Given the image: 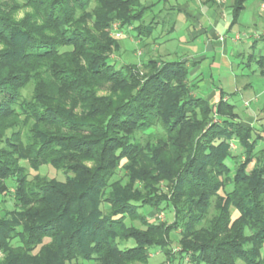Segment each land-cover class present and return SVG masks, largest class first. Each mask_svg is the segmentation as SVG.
<instances>
[{
	"label": "trees",
	"instance_id": "trees-1",
	"mask_svg": "<svg viewBox=\"0 0 264 264\" xmlns=\"http://www.w3.org/2000/svg\"><path fill=\"white\" fill-rule=\"evenodd\" d=\"M21 1L0 0V202L14 200L0 264H153L152 250L165 257L156 264H264V131L224 93L214 105L196 95L185 60H110L112 22L147 38L151 6ZM247 1L230 0L231 25ZM43 165L64 179L30 176Z\"/></svg>",
	"mask_w": 264,
	"mask_h": 264
},
{
	"label": "rangeland",
	"instance_id": "rangeland-1",
	"mask_svg": "<svg viewBox=\"0 0 264 264\" xmlns=\"http://www.w3.org/2000/svg\"><path fill=\"white\" fill-rule=\"evenodd\" d=\"M8 1V0H7ZM22 2L21 0H18ZM144 1V0H143ZM197 1V7L205 9L208 7H214L217 8L219 16L223 17V7L224 4H227L230 0H217L216 5L208 6L207 4H204V0H196ZM227 1V2H226ZM254 0H248L245 4V9L242 10L239 18V22L235 27V32H239L240 39L243 42H239L237 45V48L235 49L238 51V53L234 54L232 57H229V61L231 63V67L227 65H223L218 69V73L216 72L215 75H213V78L217 81H220L221 78L227 77L229 74H233L236 76V79L238 83H243L246 81L252 82L253 85V91L252 89L248 91H243V93H238L234 97H231L230 102H232L235 105L236 112L238 114H242L244 111L243 102L244 99H248V101L251 102V106L253 108V115L257 117L256 125L260 127V129H257L261 134L263 133L264 129V117L261 115V106L263 98H264V77H258L256 70L257 65L255 63V58H252V55L255 57L259 56V54L264 55V41H260L259 39L264 36V9L258 8V6L252 7V2ZM149 2V0H148ZM146 2V3H148ZM163 5H169L171 1H164L162 0ZM152 6V5H151ZM205 6V7H204ZM227 8V7H226ZM225 8V9H226ZM259 9V17L255 21L254 25L252 22L249 23V27H251L253 30H259L261 32L257 34V41L255 44L251 43L253 42V36L255 35V32L252 30L251 33L247 31H243L240 25H246L245 22H247L252 15L253 11L256 9ZM161 9L158 6L155 8H152L151 11H149L145 16V22L148 20L153 19L154 24L152 26V32L149 37H137L135 36V32L133 30H127L124 29L121 30L122 35L116 36L113 33L112 30V24L117 23V21L112 22L111 24V32L109 31L110 37H115L118 39L119 48L117 50H112L113 52L110 55V60L113 62H119V63H137L139 66L141 62H144L148 60V58H154L159 60H181V59H188L191 60L198 54H204L205 56L212 55L209 51L206 50L205 47V37L203 34H198L195 37H191V31L192 27L189 26V24L184 23L183 15H177L176 12L171 10H158ZM26 10H29V8H21L17 12V17L21 18L23 17ZM222 12V13H221ZM177 18V22L175 23L174 29L172 28V22L173 19L175 20ZM230 18V14H229ZM171 20V21H170ZM249 22V21H248ZM246 32V34H245ZM248 35V36H246ZM219 39V40H218ZM225 39L224 34H218L216 36V40L219 42H223ZM154 44L157 45V49L154 47ZM230 51V49H228ZM251 55V56H250ZM118 67V66H117ZM207 75H209V70L206 69ZM207 80H209L208 76L206 77ZM210 87V86H209ZM225 90L229 91L227 87H225ZM107 90H102L101 92L106 93ZM201 93V91H199ZM248 101H245V104L248 105ZM255 103V104H254ZM246 106V105H245ZM256 106V107H255ZM251 108V107H250ZM261 115V117H260ZM144 136V135H142ZM264 137V134H263ZM264 142V141H262ZM264 145V144H261ZM230 146L232 149V153L234 155H237L241 152V149L236 146L235 143L230 142ZM125 161L122 160L121 165ZM229 165L232 166V161H228ZM251 166V165H250ZM249 166V168H250ZM30 176L34 175L36 173L46 176L49 178H57L59 180L64 179V175L58 171H56L54 168L48 165H43L40 167V169L37 172H34L33 170L29 169ZM123 175H125V171L120 167L117 171L116 176L114 179H122ZM9 190L13 191V185L8 183ZM161 189L166 191V184L164 182L160 183L159 186ZM14 207V200L12 196H6L4 202H0V215L3 214L6 210H11ZM142 212L147 215L149 220H156V211L148 206L144 207L142 209ZM232 212V218H234L237 215V212L234 209H231ZM154 213V214H153ZM158 213L162 214V219L160 221L170 222L172 219V212L169 209L161 210ZM153 215V216H152ZM153 217V218H152ZM155 217V218H154ZM170 239L172 242V246L175 248V250H178L179 243H178V232H172L170 234ZM48 239H45V242H47ZM133 242L130 240L127 245H132ZM264 251V250H263ZM2 256V253L0 252V257ZM165 260V257L162 253H160L159 250H152L150 252V262L153 264L162 262ZM181 264H188L185 260V262H182Z\"/></svg>",
	"mask_w": 264,
	"mask_h": 264
},
{
	"label": "crops",
	"instance_id": "crops-1",
	"mask_svg": "<svg viewBox=\"0 0 264 264\" xmlns=\"http://www.w3.org/2000/svg\"><path fill=\"white\" fill-rule=\"evenodd\" d=\"M164 1H171V3L169 5L166 4L163 5L162 0H149V2L148 0H144L143 2L145 6L150 7L152 5L151 10L152 8L158 6L159 8L161 7V9L158 10L165 9V10L174 11L176 12L175 14L177 15L182 14L184 23L185 24L188 23L189 26L192 27V31L190 33L191 37H195L198 34H203L205 37L206 50L212 54L210 58L208 56H205L204 54H198L191 60L181 59V60H185L187 65L191 64L189 67L188 80L190 83L195 85V94L204 97L211 105H214L219 100L220 93H224V97H223L224 100L233 104L232 102H230L231 97H234L238 93H243V91H248L249 89L250 90L252 89L253 91L252 82L246 81L243 83H238L236 76L233 74L232 75L229 74L227 77L221 78L220 81H217L213 78V75H215L216 72L218 73V69L221 66L227 65L231 67L229 57H232L234 54L238 53V51H236L235 49L237 48L238 43L241 41L239 32H235V27L239 22L240 15L237 22L231 25L230 1H228L227 4H224L223 11L224 10L225 11L223 13V17L219 16L220 13H218V10H216L217 8L214 7L206 8L205 6H204L205 9L198 8L196 0H164ZM261 4L262 3H260L258 0H254L252 2V7L259 5L258 8H260ZM258 8L255 11H253L252 15L248 20L249 22L248 21L245 22L246 25H240L243 31H247V30L249 31L247 32L248 34L249 33L252 34V30H253L251 27H249V23L252 22V24L254 25L255 21L259 17L260 13ZM229 14H230V18H229ZM153 19L155 20V17H153ZM176 22H177V18L175 20L173 19L171 30L174 29ZM253 31L255 32V35L253 36V42L251 41V43L255 44L259 40L264 41V36H262L259 40L257 39V34L259 30L254 29ZM260 33L261 32H259V34ZM218 34L225 35V39L223 42L222 41L219 42L216 40V36ZM154 47L156 48L157 45L154 44ZM228 49H230V51ZM260 55L263 54H259V56ZM252 58H255L254 60L257 65V70H256L257 76L264 77L260 75L261 67L257 62V57L252 55ZM206 69L209 70V75H207ZM207 76L209 80L206 79ZM224 86L227 87L229 91L225 90ZM199 91H201V93H199ZM245 101H248V99L245 98L242 104L244 107L243 113L238 114L236 112V108H235V112L237 113L239 119L244 124L250 125L255 129H260V127L256 125L255 120L257 119V117L253 115V108L251 106V102L248 101V105H247L245 104ZM261 102H262L261 103L262 106L260 110L262 117H264V98L263 101ZM262 141H264V139L259 142V145L264 144V142Z\"/></svg>",
	"mask_w": 264,
	"mask_h": 264
},
{
	"label": "built area",
	"instance_id": "built-area-1",
	"mask_svg": "<svg viewBox=\"0 0 264 264\" xmlns=\"http://www.w3.org/2000/svg\"><path fill=\"white\" fill-rule=\"evenodd\" d=\"M261 8L264 9V3L261 4ZM112 30H113V32H114L113 34L116 35V36L119 37V36L122 35L121 31L118 30V25H117V23H113V24H112ZM162 218H163V217H162V214H161V213H157V214H156V220L160 221Z\"/></svg>",
	"mask_w": 264,
	"mask_h": 264
}]
</instances>
